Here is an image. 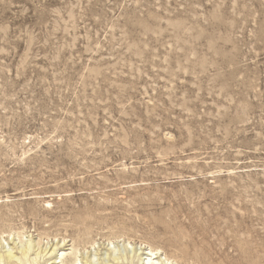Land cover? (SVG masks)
Segmentation results:
<instances>
[{"label": "rangeland", "instance_id": "1", "mask_svg": "<svg viewBox=\"0 0 264 264\" xmlns=\"http://www.w3.org/2000/svg\"><path fill=\"white\" fill-rule=\"evenodd\" d=\"M7 231L264 264V0H0Z\"/></svg>", "mask_w": 264, "mask_h": 264}, {"label": "bare ground", "instance_id": "2", "mask_svg": "<svg viewBox=\"0 0 264 264\" xmlns=\"http://www.w3.org/2000/svg\"><path fill=\"white\" fill-rule=\"evenodd\" d=\"M121 238L108 239L105 253L95 241L81 252L74 244L66 245L65 239L62 244L50 243L41 237L31 242L24 241L21 232H1L0 264H183L159 247L145 243L133 245Z\"/></svg>", "mask_w": 264, "mask_h": 264}]
</instances>
